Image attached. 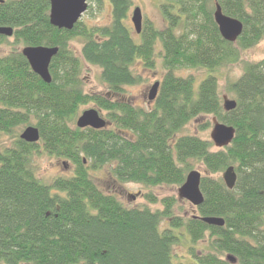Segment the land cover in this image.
<instances>
[{
  "label": "trees",
  "instance_id": "obj_1",
  "mask_svg": "<svg viewBox=\"0 0 264 264\" xmlns=\"http://www.w3.org/2000/svg\"><path fill=\"white\" fill-rule=\"evenodd\" d=\"M88 2L98 9L110 4L109 25L89 28L79 21L71 31L58 30L49 24V0L0 4V27L13 30L11 38L0 36V46L11 39L15 46L58 49L48 85L20 52L0 57V264H231L228 256L235 264H264V58L227 83L224 90L236 103L230 112L215 76L264 42V0H159L165 26L145 22L137 40L127 25L131 0ZM215 4L243 25L234 44L218 33ZM77 38L83 41L79 57L69 47ZM157 58L164 75L149 109L83 92V63L99 68L111 97H122L142 82L133 66L151 71ZM180 69L207 76L196 86L191 76L175 75ZM87 104L105 113V129L74 126ZM207 116L234 129L228 147L213 151L209 141L180 135ZM32 125L37 144L19 138V130ZM43 155L71 163L72 175L41 182L34 159ZM193 163L208 176L201 177L197 215L186 219L174 215L173 198L160 200L155 212L125 207L90 175L108 167L118 183L181 187ZM229 167L237 177L232 191L222 177H212ZM146 199L157 203L153 194ZM209 217L224 226H208L202 219ZM183 237L192 247L189 257L177 260L173 249ZM206 238V252L198 254L195 246Z\"/></svg>",
  "mask_w": 264,
  "mask_h": 264
},
{
  "label": "rangeland",
  "instance_id": "obj_2",
  "mask_svg": "<svg viewBox=\"0 0 264 264\" xmlns=\"http://www.w3.org/2000/svg\"><path fill=\"white\" fill-rule=\"evenodd\" d=\"M131 2L132 6L128 14L127 25L130 28L132 36L135 40L138 39V35H136L131 23L132 12L135 8H139L142 13V27L145 22L151 23L157 29H162L165 26L157 8L159 0H131ZM87 5V11L82 16L80 22H82L89 28L103 27L110 24L111 7L108 2L103 3L102 7L99 9L94 3L88 2ZM12 43L13 41L9 39L7 43L0 46V57L5 56L13 51L21 52L23 47L21 45L15 46ZM82 43V39L77 38L74 39L69 45L71 51L78 57L80 54ZM160 49L161 48L159 46L156 47V53L158 54V56ZM263 58L264 42H261L251 50L241 52L239 61L237 63L220 68L215 74L216 78L218 79V91L220 99L223 100V98L226 97L227 99L232 100V96L227 94L224 90L227 83L236 81L241 76L243 67L246 64L258 62ZM155 64L156 65L154 70L147 71L142 68L141 64L136 63L133 66L132 70L135 74H138L141 77L142 82L138 86L125 88V94L122 97H111L107 92L106 86L100 80L99 68L83 63V70L80 77L83 84V92L86 94L107 95L113 100L127 101L136 108H140L143 110L149 109L152 106L151 102H149L147 99L149 90L155 83H160L164 75L161 59L157 58ZM175 75L177 77L183 78L191 76L197 86L199 82L206 78L207 73L206 71L200 69H180L175 72ZM90 109L98 111L93 104H87L80 108L79 116L83 111ZM98 113L100 114L101 118H104L105 120V113L101 111H98ZM77 118L74 123L75 127ZM213 120L214 119L209 116L197 118L196 120L190 122L182 130L180 135L195 136L201 140L211 142L210 133L213 128ZM203 126L206 127L201 130V127L203 128ZM30 127L34 126L32 125ZM24 129L25 128H21L19 130V135H21ZM2 142L3 144L9 146L11 144V139L4 138L2 139ZM216 150L217 149L213 147V151ZM192 168V171H198L202 177L208 176L205 168L201 164L193 163ZM34 169L36 177L44 184L49 185L52 180L57 177L71 176L74 167L66 160L56 159L47 155H43L39 158L35 157ZM90 175L101 191L115 197L125 207L139 209L147 208L150 211L155 212L157 210H161V205L159 203L160 200L173 198L176 201V204L174 205L175 216L186 219L190 218L191 216L197 215L195 207H193L187 201L180 200L178 198L179 187L162 186L160 188H146L133 183H118L110 176L108 167H105L104 169L97 172H91ZM212 177L221 179L222 175L218 174ZM147 194H153L157 200V203H149L146 199ZM162 228H164V226ZM206 241L207 238L204 240V242L196 244L195 249L197 250L198 254H204L203 251H205L204 248L206 246ZM189 242L190 241L187 237H183L181 243L178 246L174 247L173 253L175 257H177V260H180L181 257H189L188 248L191 246ZM222 258L224 259V257Z\"/></svg>",
  "mask_w": 264,
  "mask_h": 264
},
{
  "label": "water",
  "instance_id": "obj_3",
  "mask_svg": "<svg viewBox=\"0 0 264 264\" xmlns=\"http://www.w3.org/2000/svg\"><path fill=\"white\" fill-rule=\"evenodd\" d=\"M4 0H0L2 4ZM87 0H49V24L64 31L73 30L74 26L81 20L87 11ZM142 13L139 8L132 12L131 23L136 35L141 33ZM213 20L218 29L222 40L234 44L242 35L243 25L240 21L230 18L223 14L221 7L215 4ZM13 30L9 27H0V36L11 38ZM21 55L27 61L31 71L44 84L51 83L49 66L52 59L57 55V48L50 47H23ZM159 83H155L149 90L147 99L153 102L158 94ZM236 103L232 100L223 98V109L225 112L234 110ZM107 126L106 121L101 118L98 111L94 109L83 111L76 121L77 129L102 130ZM235 131L216 120H213V128L210 133V140L216 149L222 150L228 147L234 139ZM20 140L27 144H37L40 139L39 131L35 127H26L21 135ZM236 173L233 167L227 168L222 174V181L227 190L232 191L236 184ZM201 174L198 171H190L184 184L178 189V198L187 201L193 207L197 208L203 203V195L200 191ZM202 221L208 226L223 227L224 221L221 218L209 217ZM227 260L235 264L236 260L228 256Z\"/></svg>",
  "mask_w": 264,
  "mask_h": 264
}]
</instances>
